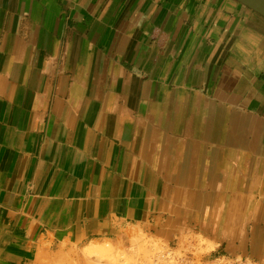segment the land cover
Segmentation results:
<instances>
[{"label":"crops","instance_id":"crops-1","mask_svg":"<svg viewBox=\"0 0 264 264\" xmlns=\"http://www.w3.org/2000/svg\"><path fill=\"white\" fill-rule=\"evenodd\" d=\"M132 230L264 264V17L0 0V264Z\"/></svg>","mask_w":264,"mask_h":264},{"label":"rangeland","instance_id":"rangeland-1","mask_svg":"<svg viewBox=\"0 0 264 264\" xmlns=\"http://www.w3.org/2000/svg\"><path fill=\"white\" fill-rule=\"evenodd\" d=\"M203 244H205L204 247ZM90 245H100L103 251L89 253L86 248ZM210 248V244L195 235L186 236L184 243L178 246L177 244H166L139 230H132L128 238L118 244L108 241L94 242L73 250L65 249L64 252L59 253L52 264H180L176 261L179 256H187L188 260L192 261L191 264L255 263L250 258L242 256L229 257L213 253L207 256L205 253ZM167 249L173 250L174 259L165 257L164 251Z\"/></svg>","mask_w":264,"mask_h":264},{"label":"water","instance_id":"water-1","mask_svg":"<svg viewBox=\"0 0 264 264\" xmlns=\"http://www.w3.org/2000/svg\"><path fill=\"white\" fill-rule=\"evenodd\" d=\"M264 17V0H235Z\"/></svg>","mask_w":264,"mask_h":264},{"label":"built area","instance_id":"built-area-1","mask_svg":"<svg viewBox=\"0 0 264 264\" xmlns=\"http://www.w3.org/2000/svg\"><path fill=\"white\" fill-rule=\"evenodd\" d=\"M164 253H165L164 255H165L166 258L174 259L173 250L167 249L166 251H164ZM176 261H178L180 264H189L190 262L192 263V261L188 260L187 256H179V258L176 259Z\"/></svg>","mask_w":264,"mask_h":264},{"label":"bare ground","instance_id":"bare-ground-1","mask_svg":"<svg viewBox=\"0 0 264 264\" xmlns=\"http://www.w3.org/2000/svg\"><path fill=\"white\" fill-rule=\"evenodd\" d=\"M177 149H178V147H177ZM174 154H175V153H174ZM201 168H203V170H204L203 173H204V174H207V172H212V171L214 172V169L207 170V168L204 167V165H203ZM205 171H206V172H205ZM204 182H205V181H204ZM99 246H100V245H99ZM99 246H97V245H96V246H94V245H90V246H88V248H86V249H87V251H88L89 253H90V252H91V253H92V252L94 253V252H97V251L99 252L100 250L103 251V250H102L103 247L100 248ZM102 246H103V245H102ZM105 248H106V247H105ZM104 250H105V249H104ZM238 259H239V258H238ZM252 263H253V262H252ZM253 264H255V263H253Z\"/></svg>","mask_w":264,"mask_h":264}]
</instances>
